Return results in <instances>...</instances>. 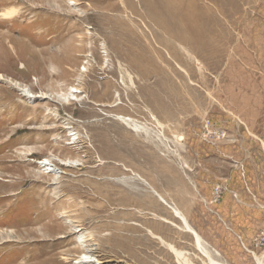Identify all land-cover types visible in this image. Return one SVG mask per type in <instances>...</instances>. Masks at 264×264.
Returning <instances> with one entry per match:
<instances>
[{
  "label": "rangeland",
  "instance_id": "obj_1",
  "mask_svg": "<svg viewBox=\"0 0 264 264\" xmlns=\"http://www.w3.org/2000/svg\"><path fill=\"white\" fill-rule=\"evenodd\" d=\"M173 208L264 263V0H0V264H209Z\"/></svg>",
  "mask_w": 264,
  "mask_h": 264
},
{
  "label": "bare ground",
  "instance_id": "obj_2",
  "mask_svg": "<svg viewBox=\"0 0 264 264\" xmlns=\"http://www.w3.org/2000/svg\"><path fill=\"white\" fill-rule=\"evenodd\" d=\"M16 13V10L15 9H9V10H5L4 12H2L1 13V16L3 17V18H5V19H9L10 17H12L14 14ZM184 28H180V29H177V30H175V31H173L172 30V32L170 33L167 29L165 30V31H167V32H169L170 33V35H168L169 36V40H170V38H173V40L174 41H176L177 42V44H179L180 45V47H181V49L182 48H184L185 50H186V39H185V36H186V34L185 33H183L182 32V30H183ZM167 36V37H168ZM173 41V42H174ZM170 42H172V41H170ZM174 44H176V43H174ZM170 46H173V45H170ZM175 47V46H174ZM175 49V48H174ZM9 82L11 83V82H13V81H10L9 80ZM78 86V85H77ZM72 88H73V86H71ZM79 87V86H78ZM75 89H74V91H78L79 92V94L80 93H82V90H80L81 88L79 87L78 89H77V87H74ZM73 91V90H72ZM28 92H29V90H28ZM74 93V92H73ZM65 96H67V94H64ZM74 95V94H73ZM45 96V95H44ZM30 97V96H29ZM67 98V97H66ZM75 98H77V96L75 95ZM74 99V98H73ZM117 120H120L121 121V123H124V124H129V125H133L134 127H136V125L135 124H132V123H130L129 121V119H127V118H124V117H121V116H118L117 117ZM65 163V162H64ZM46 165V164H45ZM66 165V164H65ZM158 195V197H159V199L161 200V201H164L165 202V200H164V198L161 196V195H159V194H157ZM173 212H174V214L182 221V223H183V225H184V227L186 228V230H188V231H190L192 234H193V237H194V239H195V244H196V246H197V248L203 253V255H205V256H207L208 257V259H209V264H226V263H221V262H217L216 260H213V259H211L210 258V255H209V252L207 251V249H206V247L203 245V243H202V239H201V237L196 233V231L193 229V227H191L189 224H188V222H187V220H186V218H185V216L179 211V210H177V209H175V208H173ZM174 253L176 254V256H177V258L182 262V263H184V264H190V263H188L187 261H186V259H185V257H183V253H182V251H179V250H176V249H174ZM216 254H218L217 252H216ZM255 260H256V262H257V264H264L262 261H260L259 260V258H257L256 256H255ZM98 261V259H92L91 258V256H87L86 254H84V256H82V257H79L78 258V263H95V262H97ZM207 262V261H206ZM181 263V264H182Z\"/></svg>",
  "mask_w": 264,
  "mask_h": 264
},
{
  "label": "crops",
  "instance_id": "obj_3",
  "mask_svg": "<svg viewBox=\"0 0 264 264\" xmlns=\"http://www.w3.org/2000/svg\"><path fill=\"white\" fill-rule=\"evenodd\" d=\"M261 143H263L262 141H261ZM244 172H243V174H244V176H246V175H248V173L247 172H245V170H243ZM245 178V177H244ZM247 178V177H246ZM246 183V182H245ZM245 189L243 188V187H241L240 189H238L237 187L234 189V194L235 195H241V194H249V193H254V190L252 189V185H249V184H246L245 186ZM253 196H254V194H253ZM162 202H164V201H162ZM246 204L248 205V203L246 202Z\"/></svg>",
  "mask_w": 264,
  "mask_h": 264
},
{
  "label": "built area",
  "instance_id": "obj_4",
  "mask_svg": "<svg viewBox=\"0 0 264 264\" xmlns=\"http://www.w3.org/2000/svg\"><path fill=\"white\" fill-rule=\"evenodd\" d=\"M222 191H223V188L221 186L215 187L216 197H219V195L221 194Z\"/></svg>",
  "mask_w": 264,
  "mask_h": 264
}]
</instances>
